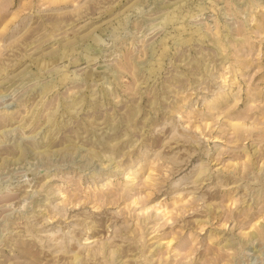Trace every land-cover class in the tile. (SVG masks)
I'll return each mask as SVG.
<instances>
[{
    "label": "rangeland",
    "instance_id": "obj_1",
    "mask_svg": "<svg viewBox=\"0 0 264 264\" xmlns=\"http://www.w3.org/2000/svg\"><path fill=\"white\" fill-rule=\"evenodd\" d=\"M0 264H264V0H0Z\"/></svg>",
    "mask_w": 264,
    "mask_h": 264
},
{
    "label": "bare ground",
    "instance_id": "obj_2",
    "mask_svg": "<svg viewBox=\"0 0 264 264\" xmlns=\"http://www.w3.org/2000/svg\"><path fill=\"white\" fill-rule=\"evenodd\" d=\"M236 125V124H235ZM136 180V178L134 176H132L131 182L134 183ZM77 259V258H76Z\"/></svg>",
    "mask_w": 264,
    "mask_h": 264
}]
</instances>
